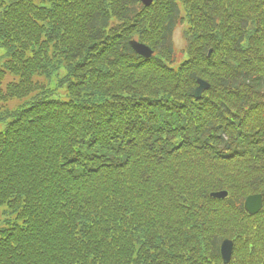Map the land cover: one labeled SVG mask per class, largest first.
<instances>
[{
    "label": "trees",
    "instance_id": "obj_1",
    "mask_svg": "<svg viewBox=\"0 0 264 264\" xmlns=\"http://www.w3.org/2000/svg\"><path fill=\"white\" fill-rule=\"evenodd\" d=\"M0 51V264H264V0H0Z\"/></svg>",
    "mask_w": 264,
    "mask_h": 264
},
{
    "label": "water",
    "instance_id": "obj_2",
    "mask_svg": "<svg viewBox=\"0 0 264 264\" xmlns=\"http://www.w3.org/2000/svg\"><path fill=\"white\" fill-rule=\"evenodd\" d=\"M142 2L145 4V6H148L151 4L152 0H142ZM130 44L137 54L146 58L150 57L151 51L144 45L138 44L136 42H131ZM197 83H198V87L194 92V97L196 98L200 97L202 91L208 88V84L205 83L204 81L198 80ZM226 195H227L226 192H217L211 194L212 197L217 199H223L226 197ZM260 208H261L260 195H253L246 198L244 202V209L248 214L253 215L257 213L260 210ZM231 250H232V243L228 240L223 241L220 246V254L224 264L229 262Z\"/></svg>",
    "mask_w": 264,
    "mask_h": 264
},
{
    "label": "rangeland",
    "instance_id": "obj_3",
    "mask_svg": "<svg viewBox=\"0 0 264 264\" xmlns=\"http://www.w3.org/2000/svg\"><path fill=\"white\" fill-rule=\"evenodd\" d=\"M173 43L175 45L174 49L180 50L183 47L184 40H183V37H182V30L181 29H178L174 33V35H173ZM0 53H1V51H0ZM10 80H11V78H10V76H8L6 81H10ZM54 97H57V96H54ZM22 104H24V106H25V101L13 100V101H11L8 104V107L9 108H14V107L20 106ZM5 209H6L5 207H0V230H2L3 228L8 227L7 223H9V224H11V223H19V222L14 220L13 216H10V217L6 216L5 215Z\"/></svg>",
    "mask_w": 264,
    "mask_h": 264
}]
</instances>
